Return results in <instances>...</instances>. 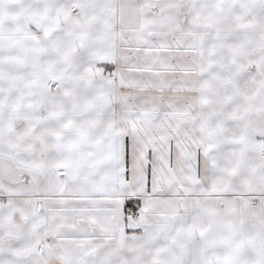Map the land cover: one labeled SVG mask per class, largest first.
Instances as JSON below:
<instances>
[{
  "label": "snow or ice",
  "instance_id": "1",
  "mask_svg": "<svg viewBox=\"0 0 264 264\" xmlns=\"http://www.w3.org/2000/svg\"><path fill=\"white\" fill-rule=\"evenodd\" d=\"M0 264H264V0H0Z\"/></svg>",
  "mask_w": 264,
  "mask_h": 264
}]
</instances>
